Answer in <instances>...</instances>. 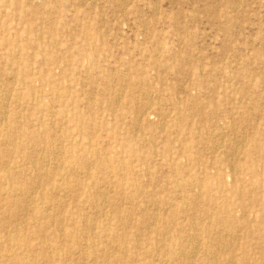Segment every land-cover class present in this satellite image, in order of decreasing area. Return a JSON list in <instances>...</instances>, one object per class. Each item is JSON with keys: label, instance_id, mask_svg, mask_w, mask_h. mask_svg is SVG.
<instances>
[{"label": "rangeland", "instance_id": "obj_1", "mask_svg": "<svg viewBox=\"0 0 264 264\" xmlns=\"http://www.w3.org/2000/svg\"><path fill=\"white\" fill-rule=\"evenodd\" d=\"M5 200L0 264H264V0H0Z\"/></svg>", "mask_w": 264, "mask_h": 264}, {"label": "bare ground", "instance_id": "obj_2", "mask_svg": "<svg viewBox=\"0 0 264 264\" xmlns=\"http://www.w3.org/2000/svg\"><path fill=\"white\" fill-rule=\"evenodd\" d=\"M94 2H95V0H94ZM186 64V63H185ZM200 65H202V64H200ZM185 85V84H184ZM178 87V86H177ZM180 89V88H179ZM122 97V96H121ZM4 100V99H3ZM8 101V100H7ZM5 105V104H4ZM148 108V107H147ZM152 108V107H151ZM171 112V111H170ZM137 113V112H136ZM143 113V112H142ZM24 114V113H23ZM178 114V113H177ZM138 115V114H137ZM5 116H6V114H5ZM140 117V116H139ZM19 119V118H18ZM42 120V119H41ZM139 120V119H138ZM19 121V120H18ZM25 122V121H24ZM6 128V127H5ZM17 129V128H16ZM222 130V129H221ZM30 131V130H29ZM2 132V131H1ZM11 135V134H10ZM29 136H31L32 138H36L35 137V134H33V133H31V134H29ZM11 139V138H10ZM9 139V140H10ZM12 141V140H11ZM72 141V140H71ZM240 141V140H239ZM71 143V142H70ZM13 144V143H12ZM239 144V143H238ZM34 145H36V144H34ZM242 145V144H241ZM236 148V147H235ZM219 150V149H218ZM232 151V150H231ZM18 152V151H17ZM39 154V153H38ZM231 154V153H230ZM56 155H57V153H56ZM21 157V156H20ZM19 159V158H18ZM20 160V159H19ZM44 162V161H43ZM235 162V161H234ZM31 163H33V162H31ZM27 164V163H26ZM40 164V163H39ZM42 164V163H41ZM8 165V164H7ZM7 165H6V168H7ZM44 166V165H43ZM40 167V166H39ZM8 168H9V166H8ZM7 168V169H8ZM6 169V170H7ZM9 170V169H8ZM41 171H43L42 169H41ZM7 172V171H6ZM46 172V171H45ZM89 172V171H88ZM8 175V174H7ZM6 175V176H7ZM16 175V174H15ZM41 176V175H40ZM6 178H9V179H12L13 177L11 176V174H9V176L8 177H6ZM8 180V179H7ZM22 180V179H21ZM38 180H39V178H38ZM36 180H34V181H30L29 183L27 182H25L28 186H32V185H34V184H36V182H35ZM233 182V181H232ZM13 183V182H12ZM24 183V184H25ZM5 185V184H4ZM10 187V186H9ZM8 187V188H9ZM22 187H24V186H22ZM12 188V187H11ZM10 188V189H11ZM106 188V187H105ZM14 191H20V193H22V194H24V192H26V190L24 189V188H21V189H11V190H9V197L12 195V193L14 192ZM12 192V193H11ZM111 194V193H110ZM178 195V194H177ZM181 195V194H180ZM179 195V196H180ZM27 196V195H26ZM58 196V195H57ZM103 196V195H102ZM189 196V195H188ZM261 196V195H260ZM13 198H14V196H13ZM185 198V197H184ZM6 199V198H5ZM196 199V198H195ZM5 202H6V205H4V204H2L1 202H0V209H4V211H6L11 205H13L12 203L13 202H11V201H7V200H5ZM18 203V202H17ZM23 203V202H22ZM25 203V202H24ZM95 204V203H94ZM25 205V204H24ZM105 205V204H104ZM14 206V205H13ZM18 206H20V208H22L23 206H21L20 204L18 205ZM19 209V208H18ZM102 209V208H101ZM118 209V208H117ZM244 209V208H243ZM36 210V209H35ZM245 210V209H244ZM244 210H242V211H244ZM156 211V210H155ZM246 211V210H245ZM7 212V211H6ZM31 212V211H30ZM61 212V211H60ZM16 213V212H15ZM113 213V212H112ZM117 213V212H116ZM31 214V213H30ZM118 214V213H117ZM8 215H9V213H8ZM169 215V214H168ZM14 216V215H13ZM30 216V215H29ZM54 216V215H53ZM8 218V217H7ZM118 218H120V217H118ZM32 219V218H31ZM75 219V218H74ZM86 219V218H85ZM126 219H128V217L126 218ZM123 220V219H122ZM129 220V219H128ZM1 222V221H0ZM3 222V221H2ZM91 222V221H90ZM76 223V222H75ZM152 223V222H151ZM231 223H232V220H229L228 222H227V224H230L231 225ZM53 224V223H52ZM86 224V223H85ZM163 224V223H162ZM152 225V224H151ZM7 226V225H6ZM58 226V225H57ZM92 226H93V224H92ZM95 226V225H94ZM3 227V226H2ZM107 227H109V226H107ZM119 227V226H118ZM169 227H171V226H169ZM169 227H168V229H169ZM251 227V226H250ZM19 228H21V227H19ZM24 228V227H23ZM27 228V227H26ZM110 228V227H109ZM25 229V228H24ZM38 229V228H37ZM93 229V228H92ZM91 229V230H92ZM95 229V228H94ZM160 229V228H159ZM17 230V229H16ZM26 230V229H25ZM59 230V229H58ZM108 230V229H107ZM106 230V231H107ZM166 231H167V229H165ZM93 231V230H92ZM99 231H100V229H99ZM109 231V230H108ZM6 232V231H5ZM21 232V231H20ZM62 232V231H61ZM170 232V231H169ZM224 232V231H223ZM13 233H14V231H13ZM40 232H35V231H33L32 232V234H34L35 236H37V237H39L38 236V234H39ZM42 233V232H41ZM168 233V232H167ZM56 234V233H55ZM73 234H74V231H73ZM94 234V233H93ZM157 234V233H156ZM166 234V233H165ZM170 234V233H169ZM174 234V233H173ZM44 235V234H43ZM60 235V234H59ZM92 235V234H91ZM106 235H108V234H106ZM227 235V234H226ZM7 236H9V237H6L7 238V240H8V242H9V244H8V246H6V249L7 248H9V249H12L13 250V248L17 251L18 249L19 250H22V251H24V252H28V251H31L32 250V248H30V246L28 245V244H26V242L24 241V240H21L20 239V235H12V236H10V235H7ZM45 236V235H44ZM52 236H53V234H52ZM56 236H58V235H56ZM77 236V235H76ZM155 236V235H154ZM170 236V235H169ZM173 236V235H172ZM43 237V236H42ZM51 237V236H50ZM61 237L62 238H65V239H68L69 241L70 240H72L71 238H73V236H72V234H71V232L69 233V232H67V231H63L62 232V234H61ZM84 237V236H83ZM109 238V237H108ZM150 238V237H149ZM152 238H154V237H152ZM59 239H60V237H59ZM76 239H77V237H76ZM101 239V238H100ZM179 240V239H178ZM230 240V239H229ZM56 241V240H55ZM62 241H63V239H62ZM77 241V240H76ZM106 241V240H105ZM113 241V240H112ZM233 241V240H232ZM66 242V241H65ZM68 242V241H67ZM71 242V241H70ZM103 242V241H102ZM151 242V241H150ZM179 242V241H178ZM189 242V241H188ZM69 243V242H68ZM83 243H84V241H83ZM108 243H109V240H108ZM110 243H111V241H110ZM61 244V243H60ZM72 244V243H71ZM115 244V243H114ZM121 244V243H120ZM126 244V243H125ZM88 245V244H87ZM106 245H107V243H106ZM111 245V244H110ZM116 245V244H115ZM114 245V246H115ZM119 245V244H118ZM129 245V244H128ZM78 246H79V243H78ZM84 246V245H83ZM93 245L92 244H89L88 246H86L87 248H91ZM105 246V245H104ZM126 246H127V244H126ZM160 246H162V245H160ZM71 247V246H70ZM70 247H69V249H70ZM82 247V246H81ZM118 247V246H117ZM116 247V248H117ZM174 247V246H173ZM84 248V247H83ZM105 248H107V246L105 247ZM104 248V249H105ZM112 247H110L109 249H111ZM125 248V247H124ZM175 248V247H174ZM54 251H57V252H59V253H63V250L65 249V248H63L61 245L60 246H57V243H56V246H54L53 248H52ZM69 249H66L65 250V252L66 251H69L68 252V254L70 253V251L71 250H69ZM98 249V248H97ZM5 250V249H4ZM83 250V249H82ZM112 250H114L113 248L110 250V253L112 252ZM227 250V249H226ZM106 251H108V249L106 250ZM122 251V250H121ZM178 251H179V249H178ZM72 252H74L73 250H72ZM77 252V251H76ZM114 252H116V249L114 250ZM118 252H120L119 251V248H118ZM118 252H116V253H118ZM176 252V251H175ZM183 252V251H182ZM7 253H8V251H7ZM108 253V252H107ZM115 253V254H116ZM184 253V252H183ZM221 253H223L222 251H221ZM67 254V253H66ZM96 254V253H95ZM113 254V253H112ZM181 254V253H180ZM72 255V254H71ZM85 255V254H84ZM86 255H88V254H86ZM107 255V254H106ZM111 255V254H110ZM121 255V254H120ZM173 255V254H172ZM184 255V254H183ZM216 255V254H215ZM35 256V255H34ZM95 256V255H94ZM122 256V255H121ZM6 260L9 262V264H36L33 260H31V259H29V258H27L26 260H25V257H21V256H19L15 251H11L9 254H7L6 256ZM86 257V256H85ZM146 257V256H145ZM1 258V257H0ZM51 258V257H50ZM61 258V257H60ZM59 258V259H60ZM86 258H88V256L86 257ZM94 258H97V257H94ZM101 258V257H100ZM109 258H110V256H109ZM108 258V259H109ZM188 258V257H187ZM58 259V260H59ZM73 260V259H72ZM101 260V259H100ZM107 260V259H106ZM119 260V259H118ZM150 260V259H149ZM180 260H181V258H180ZM184 260V259H183ZM188 260V259H187ZM88 261V260H87ZM86 261V262H87ZM96 261V260H95ZM144 261H146V260H144ZM182 261V260H181ZM147 262V261H146ZM175 262V261H174ZM103 263H104V261H103ZM106 263V262H105ZM108 263V262H107ZM116 263V262H115ZM38 264V263H37ZM42 264H43V262H42ZM78 264V263H77ZM95 264V263H94ZM113 264V263H112ZM146 264H148V263H146ZM151 264V263H150ZM171 264H173V263H171Z\"/></svg>", "mask_w": 264, "mask_h": 264}]
</instances>
